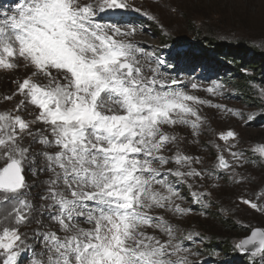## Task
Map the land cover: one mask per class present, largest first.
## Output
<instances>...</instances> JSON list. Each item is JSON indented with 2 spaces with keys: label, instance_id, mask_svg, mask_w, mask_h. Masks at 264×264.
<instances>
[{
  "label": "snow or ice",
  "instance_id": "snow-or-ice-1",
  "mask_svg": "<svg viewBox=\"0 0 264 264\" xmlns=\"http://www.w3.org/2000/svg\"><path fill=\"white\" fill-rule=\"evenodd\" d=\"M129 11L149 15L132 0L0 8V74L15 85L0 96L14 101L0 110V264H202L189 245L207 237L180 226L193 209L178 186L207 209L219 187L208 181L220 173L234 185L252 183L239 134L216 132L203 109L244 123L253 115L196 94L219 96L222 83L164 71L191 64L194 54L175 47L161 59L146 50ZM21 67L23 77L13 78ZM205 132L215 137L211 164L187 150ZM250 152L264 160V142ZM237 199L264 214V191ZM233 248L264 264V227H250Z\"/></svg>",
  "mask_w": 264,
  "mask_h": 264
},
{
  "label": "rangeland",
  "instance_id": "rangeland-1",
  "mask_svg": "<svg viewBox=\"0 0 264 264\" xmlns=\"http://www.w3.org/2000/svg\"><path fill=\"white\" fill-rule=\"evenodd\" d=\"M14 3L15 0H0V8L7 10ZM132 3L158 18L157 22L149 19V15L134 11L126 13V19L133 21L137 29L134 37L137 43L146 50H155L161 59H167L175 47H182L194 54L191 64L183 65L180 69L173 65L163 69L164 71L181 79H196L205 86L213 81L224 84L219 96L211 97L203 91L196 94L215 104L241 110L245 119L249 114L254 117L244 123L231 116H224L215 109H203V114L209 118L211 127L216 132L226 131L231 127L239 134L240 147L251 158V162L245 165V174L252 178L250 185H234L229 182L226 173H220L218 181H208V184L218 183L219 187L210 189L213 195L211 206L207 209L191 203L187 186H178L186 198L185 206L193 209L192 214L180 226L185 229V234L197 231L207 237L203 243L189 245L192 251L202 253L192 259H199L202 264H252L250 257L234 251L233 245L248 234L250 227H264V214L240 204L237 199L244 195L245 198L255 200V194L264 191V160L250 152V146L264 142V98L260 95L261 90H264V70L242 68L240 78L230 77L227 73L220 77L218 69L214 68V62L202 57L196 47L207 39L250 46L261 53L262 59L259 60L252 52L246 55L239 52L237 57H242L245 65L253 63L258 66L259 62V66L264 68V0H159L158 3L155 0H132ZM170 7H175L177 11L171 12ZM160 24L164 25L163 30ZM25 72L21 67L13 78H22ZM8 76L9 74H0V96L11 94L15 87ZM13 104L14 101L0 100V110ZM178 131L191 139L189 130ZM210 139L215 137L205 132L201 137V145H188L187 150L190 154L203 156L211 164L215 150L208 144ZM216 142L223 146L222 141ZM225 156L229 158L227 153ZM28 180L32 182L30 174ZM223 209H227V213ZM201 212L205 215H200ZM256 264H260L259 258Z\"/></svg>",
  "mask_w": 264,
  "mask_h": 264
},
{
  "label": "trees",
  "instance_id": "trees-1",
  "mask_svg": "<svg viewBox=\"0 0 264 264\" xmlns=\"http://www.w3.org/2000/svg\"><path fill=\"white\" fill-rule=\"evenodd\" d=\"M196 48L199 50V54L202 57L210 59V61L214 62L216 66L214 68L218 69V74H220V77L224 76L227 73L230 77L238 76L240 78L242 68L252 71L258 69L262 72L264 70L263 67L259 66V62L257 63L258 66L254 65L253 63L245 65L243 58L237 57L239 52H242L245 55L246 53L252 52L259 60L262 59L263 56L261 55V53L255 51L250 46L215 42L214 40L207 39L204 43L197 46ZM257 75H259L258 72Z\"/></svg>",
  "mask_w": 264,
  "mask_h": 264
}]
</instances>
